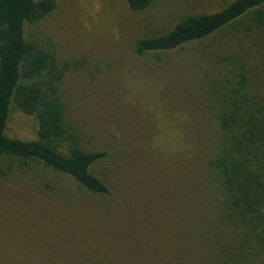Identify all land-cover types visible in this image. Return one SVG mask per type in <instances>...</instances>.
Wrapping results in <instances>:
<instances>
[{"label": "rangeland", "instance_id": "rangeland-1", "mask_svg": "<svg viewBox=\"0 0 264 264\" xmlns=\"http://www.w3.org/2000/svg\"><path fill=\"white\" fill-rule=\"evenodd\" d=\"M231 1L155 0L134 12L125 0H59L32 28L42 47L71 66L63 87L68 125L87 151L107 153L92 172L114 184L119 199L118 189L130 196L122 207L116 197L108 205L87 195L62 200L35 191L41 181H68L15 173L0 185V264H264V220L230 210L208 165L218 130L207 59L239 50L242 37L217 35L161 60L132 54L138 38ZM252 34L241 55L264 92V31ZM37 127L13 107L5 132L30 141Z\"/></svg>", "mask_w": 264, "mask_h": 264}, {"label": "trees", "instance_id": "trees-1", "mask_svg": "<svg viewBox=\"0 0 264 264\" xmlns=\"http://www.w3.org/2000/svg\"><path fill=\"white\" fill-rule=\"evenodd\" d=\"M125 1L131 11L141 12L155 0ZM58 3L59 0H0V159L7 161L5 170L0 167V185L7 187L6 181L17 172L29 173L40 180L45 175H55L69 185H59L56 180L52 184L41 181L34 191L50 190L52 195L70 201L71 197L87 195L103 200L106 205L116 197L122 207L124 197L130 196L127 188L118 189L119 199L113 194L115 185L92 172L107 153L87 151L80 135L68 125L63 91L65 78L71 71L68 60H61L57 51L42 47L32 32L33 27L56 12ZM255 31H264V0H233L217 12L186 15L163 34L138 38L132 54L139 59L154 56L161 60L163 55L189 45L214 42L217 35L225 38L231 33L240 34L239 44L234 43L239 50L224 48V52H213L207 59L210 70L204 72L205 84L214 102L218 130L216 154L208 165L230 201V210L245 212L261 223L264 92L259 87V76L255 79L248 75L247 66L251 64L247 53L241 55L243 40ZM13 107L36 119L34 140L6 135ZM193 146L197 147L195 139L189 149Z\"/></svg>", "mask_w": 264, "mask_h": 264}]
</instances>
